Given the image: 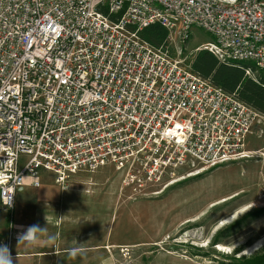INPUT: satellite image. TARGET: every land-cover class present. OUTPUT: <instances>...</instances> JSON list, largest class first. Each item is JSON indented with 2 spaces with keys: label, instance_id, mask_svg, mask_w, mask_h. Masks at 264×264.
<instances>
[{
  "label": "built area",
  "instance_id": "2783aa9c",
  "mask_svg": "<svg viewBox=\"0 0 264 264\" xmlns=\"http://www.w3.org/2000/svg\"><path fill=\"white\" fill-rule=\"evenodd\" d=\"M156 24L161 47L141 36ZM194 28L213 37L197 52L264 71V0H0V201L11 215L0 243L12 254L17 194L39 188L41 171L65 191L113 165L123 186L147 189L264 158L247 150L264 115L165 48Z\"/></svg>",
  "mask_w": 264,
  "mask_h": 264
},
{
  "label": "rangeland",
  "instance_id": "374dc122",
  "mask_svg": "<svg viewBox=\"0 0 264 264\" xmlns=\"http://www.w3.org/2000/svg\"><path fill=\"white\" fill-rule=\"evenodd\" d=\"M211 41V34L194 28L186 44L173 40L165 48L191 65L199 53L196 49ZM247 150L264 153V137L249 136ZM254 155L253 159L198 174L177 172L175 177L168 176L147 189L123 186L122 173L107 165L95 173L76 174L71 179L74 193L61 194L54 176L41 171V187L26 188L17 194L12 216L15 230H19L20 215H36L37 209L43 208V199L53 197L50 208L64 212L71 223L59 244L69 248L85 243V248H92L75 259L66 254L63 257L67 258L57 264L243 261L264 253V243H259L264 239V181L257 176L258 169L264 167V158ZM28 160L29 156H22L19 168ZM65 199L67 209L62 204ZM9 223L8 213L0 206L2 242L8 235ZM49 233L55 235L53 229ZM220 246L225 250L220 251ZM247 251L250 254L246 255Z\"/></svg>",
  "mask_w": 264,
  "mask_h": 264
},
{
  "label": "trees",
  "instance_id": "16d2710c",
  "mask_svg": "<svg viewBox=\"0 0 264 264\" xmlns=\"http://www.w3.org/2000/svg\"><path fill=\"white\" fill-rule=\"evenodd\" d=\"M141 36L150 44L161 47L167 39L168 32L156 24L145 29ZM192 69L199 76L210 79L215 86L225 92L235 94L241 101L264 115V71L258 70L254 64L219 63L210 52L201 51L192 60ZM247 70H251L255 77L248 76ZM8 219H11L9 214ZM230 264H264V253Z\"/></svg>",
  "mask_w": 264,
  "mask_h": 264
},
{
  "label": "crops",
  "instance_id": "0c3cea01",
  "mask_svg": "<svg viewBox=\"0 0 264 264\" xmlns=\"http://www.w3.org/2000/svg\"><path fill=\"white\" fill-rule=\"evenodd\" d=\"M264 121L258 125V127H256L253 135L251 136H256L257 138H262L264 137V134L261 135L260 131L263 130L264 132ZM237 163V162H235ZM217 169V168H216ZM258 174L257 176L259 177V181H264V167H260V169H258ZM262 176V177H260ZM43 185L42 183V178H41V186ZM72 181L69 182V188L67 190H61V194L67 192L68 194L74 193L72 192ZM40 186V187H41ZM262 187L264 188V185H262ZM26 188H34V187H26ZM24 188V189H26ZM245 188H242V191H244ZM237 194V192L235 193ZM51 199H53V197H50V199H43V204L41 205L43 208L39 207V209H37V213L36 215H20L19 219V226H24L25 228L29 225L32 224H39L42 227L47 226V222H46V215L49 218V222H48V233L49 231H54L55 235H58V239L56 240L55 244H49L46 241V238L42 237L40 239V241L32 246H28L27 244H21L18 248H17V241L16 239L13 240V255L14 257L17 256V261L16 264H41V263H46L49 264V262H53L52 264H57L58 262H60V260L62 258H67L69 257L67 255V257H63L66 256L67 252L66 249L68 248H63L62 245H60L59 243L61 242L60 237L64 235V233H66L67 231V227L69 224V218H65V213L64 212H59V210H56L55 208L51 207L50 205H53V203L51 202ZM67 199H65L64 202H62L63 204V208H66ZM68 215V213L66 214ZM73 215V214H72ZM59 217H64L63 219H60ZM59 220V221H58ZM15 221V219H14ZM58 221V222H57ZM65 222V223H64ZM16 225V223H15ZM17 226V225H16ZM76 226V225H75ZM75 226H71V228H76ZM69 228V227H68ZM19 231V230H17ZM50 234V233H49ZM60 245V246H59ZM76 247V246H74ZM69 248H72L69 247ZM86 250L88 252H90L92 250L91 247L86 248ZM79 257V256H78ZM58 260V261H57Z\"/></svg>",
  "mask_w": 264,
  "mask_h": 264
},
{
  "label": "clouds",
  "instance_id": "9594fccd",
  "mask_svg": "<svg viewBox=\"0 0 264 264\" xmlns=\"http://www.w3.org/2000/svg\"><path fill=\"white\" fill-rule=\"evenodd\" d=\"M63 219L64 217H59ZM47 226L42 227L39 224H32L27 226H19V231L16 236L17 248L21 244H27L32 246L37 244L42 237L46 238L47 243L55 244L58 239V235H49L48 222L49 218L45 217ZM85 243H78L76 247L66 249V252L71 259H75L78 256L83 257L86 251ZM17 256L14 257L10 246L6 243H0V264H16Z\"/></svg>",
  "mask_w": 264,
  "mask_h": 264
},
{
  "label": "bare ground",
  "instance_id": "6f19581e",
  "mask_svg": "<svg viewBox=\"0 0 264 264\" xmlns=\"http://www.w3.org/2000/svg\"><path fill=\"white\" fill-rule=\"evenodd\" d=\"M173 184H174V183H173ZM259 243H260V244L264 243V239H263V241H261V242H259ZM260 244H258V245L260 246ZM256 246H257V245H256ZM256 246H255V247H256ZM219 250H220V251H223V250H225V247L220 246ZM245 254H246V255L250 254V251L245 252Z\"/></svg>",
  "mask_w": 264,
  "mask_h": 264
}]
</instances>
